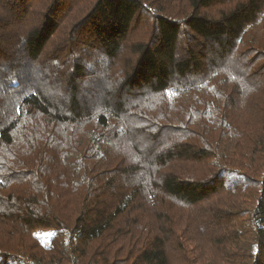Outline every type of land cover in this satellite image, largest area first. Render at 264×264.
Masks as SVG:
<instances>
[{
  "label": "trees",
  "instance_id": "obj_1",
  "mask_svg": "<svg viewBox=\"0 0 264 264\" xmlns=\"http://www.w3.org/2000/svg\"><path fill=\"white\" fill-rule=\"evenodd\" d=\"M0 264H264V0H0Z\"/></svg>",
  "mask_w": 264,
  "mask_h": 264
}]
</instances>
